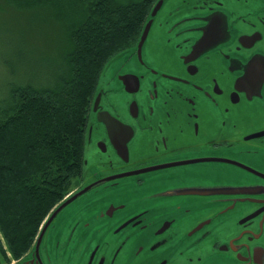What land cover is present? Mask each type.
I'll return each mask as SVG.
<instances>
[{
  "label": "flooded vegetation",
  "instance_id": "obj_1",
  "mask_svg": "<svg viewBox=\"0 0 264 264\" xmlns=\"http://www.w3.org/2000/svg\"><path fill=\"white\" fill-rule=\"evenodd\" d=\"M88 133L97 171L8 264H264V0H154Z\"/></svg>",
  "mask_w": 264,
  "mask_h": 264
},
{
  "label": "trees",
  "instance_id": "obj_2",
  "mask_svg": "<svg viewBox=\"0 0 264 264\" xmlns=\"http://www.w3.org/2000/svg\"><path fill=\"white\" fill-rule=\"evenodd\" d=\"M37 22L62 24L43 83L0 103V264L32 247L51 213L80 182L92 100L105 66L140 36L154 0H7ZM15 5V6H16Z\"/></svg>",
  "mask_w": 264,
  "mask_h": 264
},
{
  "label": "rangeland",
  "instance_id": "obj_3",
  "mask_svg": "<svg viewBox=\"0 0 264 264\" xmlns=\"http://www.w3.org/2000/svg\"><path fill=\"white\" fill-rule=\"evenodd\" d=\"M15 5L7 0H0V103L9 100L12 90L24 87L31 81L35 82L34 85L43 83L39 79L47 72L51 73L48 70L49 62H58L53 49L55 46L59 49L63 40V26L54 20L50 10L43 11L37 22L30 15L33 12L21 10ZM109 66L105 69L101 82L111 78L112 68ZM97 158L96 143L88 133L84 173L70 193L87 183V179L97 171ZM13 259L3 264H8Z\"/></svg>",
  "mask_w": 264,
  "mask_h": 264
},
{
  "label": "water",
  "instance_id": "obj_4",
  "mask_svg": "<svg viewBox=\"0 0 264 264\" xmlns=\"http://www.w3.org/2000/svg\"><path fill=\"white\" fill-rule=\"evenodd\" d=\"M161 5H162V2H161V1L156 5V7L154 8V10H153V12H152V16H153V17L157 14V12H158V10L160 9ZM152 21H153V19L149 20V21L147 22L146 26H145V29H144V31H143V34H142V36H141V40H140V43H139L140 49H141L143 43L145 42V40H146V38H147V36H148V33H149L150 28H151V26H152ZM99 119H100V121H105V117H104V115L100 113V114H99ZM89 188H90V187H88V188H86V189H83L82 191L78 192L76 195L72 196V197H71L66 203H64L62 206H60V207L58 208V210L61 209V208H63L68 202H71V201H72L74 198H76V196H78L79 194H82V193L86 192L87 189H89ZM58 210H57V211H58ZM55 215H56V214H54L53 217H54Z\"/></svg>",
  "mask_w": 264,
  "mask_h": 264
},
{
  "label": "snow or ice",
  "instance_id": "obj_5",
  "mask_svg": "<svg viewBox=\"0 0 264 264\" xmlns=\"http://www.w3.org/2000/svg\"><path fill=\"white\" fill-rule=\"evenodd\" d=\"M208 32H209V39H211L212 36L214 35V32H215V22L214 21L209 23ZM252 83H253V81L249 78V79H247L245 81H242L241 82V86L242 87H249ZM125 132H126L125 129H122V128H119V127H117L114 130V134L115 135H123ZM48 222H50V221H48Z\"/></svg>",
  "mask_w": 264,
  "mask_h": 264
}]
</instances>
